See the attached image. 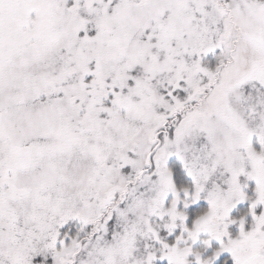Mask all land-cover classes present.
<instances>
[{"label": "snow or ice", "instance_id": "obj_1", "mask_svg": "<svg viewBox=\"0 0 264 264\" xmlns=\"http://www.w3.org/2000/svg\"><path fill=\"white\" fill-rule=\"evenodd\" d=\"M0 264H264V0H0Z\"/></svg>", "mask_w": 264, "mask_h": 264}]
</instances>
